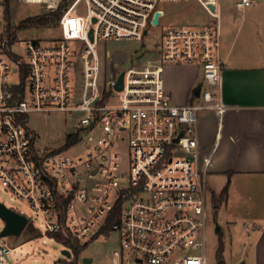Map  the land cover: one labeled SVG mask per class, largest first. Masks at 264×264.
Wrapping results in <instances>:
<instances>
[{"label":"built area","instance_id":"obj_1","mask_svg":"<svg viewBox=\"0 0 264 264\" xmlns=\"http://www.w3.org/2000/svg\"><path fill=\"white\" fill-rule=\"evenodd\" d=\"M160 1L171 0H72L58 37L23 40L18 51L9 1L0 0V181L32 213L9 207L27 222L8 236L62 244V257L51 264H93L85 251L101 240L115 243L112 264H207L209 200L198 120L200 110L226 108L218 0H198L213 24L163 29L131 67L111 77L101 51L104 41H143L160 27ZM59 4L47 2L52 10ZM173 64L202 69L201 102L174 103L164 83V69ZM52 112L73 123L62 148L45 145L28 125L30 113ZM8 236L0 237V264H11Z\"/></svg>","mask_w":264,"mask_h":264},{"label":"rangeland","instance_id":"obj_2","mask_svg":"<svg viewBox=\"0 0 264 264\" xmlns=\"http://www.w3.org/2000/svg\"><path fill=\"white\" fill-rule=\"evenodd\" d=\"M236 1L218 0L221 22L225 21L227 15L230 14V12L227 13V9L232 10L234 16H242V12L236 8ZM47 2L48 0H10V18L7 19L10 22L11 30L16 32L17 39L21 41L17 47L18 51L22 49L23 40L34 38L49 41L59 36V25L54 21L18 28L20 21L26 18H38L45 15L52 17L51 14L60 11L64 4V0H60L59 7L52 10L48 7ZM252 2L247 10L252 11V18L256 17L258 23L264 27V0H252ZM158 7L164 11L165 17L161 21V26L151 30L143 41L135 39L107 40L100 44L101 51L105 54V70L109 77L119 70L131 67L132 59L136 55L141 56L145 50L150 49L157 42L158 35L163 29L170 26L201 27L213 24L216 20L198 0L160 1ZM84 11L85 7L82 9V12ZM246 15L245 13L244 17ZM199 79L203 81L201 68ZM206 112L210 111L200 110L199 116ZM28 125L40 137L41 142L50 148H62L67 134L73 128L71 119L59 112L30 113ZM75 151L79 152L80 149L77 148ZM81 154L83 155V153ZM223 183L224 181L215 188V197L217 198H214V202L217 201L218 206L216 217L213 215L214 205L211 204V196L209 195L208 198L207 264H253L254 224L252 213H257L264 222V200H256L255 196L253 197L254 193L245 189L239 190L238 185H234L230 195H227L228 197L225 196L221 199L220 192L225 185ZM247 183L246 181L245 185ZM0 201L8 207L23 210L28 216H32L27 201L15 196L1 181ZM256 201L259 204H256ZM4 226L5 222L0 217V232ZM6 241L11 245V252L8 255L11 264H51L62 257V244L48 239L46 243H43L42 239L28 237L26 233H22L20 236H8ZM220 241L224 245L223 252L217 251ZM114 246L115 243L112 240H101L88 246L85 255L93 257V264H112L110 252Z\"/></svg>","mask_w":264,"mask_h":264},{"label":"crops","instance_id":"obj_3","mask_svg":"<svg viewBox=\"0 0 264 264\" xmlns=\"http://www.w3.org/2000/svg\"><path fill=\"white\" fill-rule=\"evenodd\" d=\"M250 6L236 5L241 17L227 9L230 14L221 22L220 54L225 62L222 99L226 108L221 113L208 110L198 120L199 161L215 217V188L223 181L225 185L229 182L227 195L238 185L239 190L254 193L256 200H264V27L252 18V11L247 10ZM199 70V66L188 64L165 67V88L174 103L202 101L195 95L196 87L203 82ZM252 219V263L264 264V222L257 213H252Z\"/></svg>","mask_w":264,"mask_h":264},{"label":"water","instance_id":"obj_4","mask_svg":"<svg viewBox=\"0 0 264 264\" xmlns=\"http://www.w3.org/2000/svg\"><path fill=\"white\" fill-rule=\"evenodd\" d=\"M210 8L214 10V5H210ZM159 16H160V12L157 11L155 13V16L153 19V22L155 24H158ZM146 33L147 32L145 31V34ZM90 37L91 38L93 37V31L92 30L90 32ZM123 76H124V73L122 72L120 74L119 81L116 84L117 89L123 88ZM201 88H202V83L198 84V86L195 89V95L196 96L200 95ZM0 217L5 222V226L0 233V237L8 236V235H19L21 233L22 229L24 228L26 222H27L26 216H24L23 214H20V213L14 211L13 209L7 207L1 201H0ZM86 261L90 262L91 258H86ZM242 264H244V263H242Z\"/></svg>","mask_w":264,"mask_h":264},{"label":"trees","instance_id":"obj_5","mask_svg":"<svg viewBox=\"0 0 264 264\" xmlns=\"http://www.w3.org/2000/svg\"><path fill=\"white\" fill-rule=\"evenodd\" d=\"M8 1L10 3V0H8ZM71 1L72 0H64V4H62V8L60 9V11L51 14V16L53 15L52 17H50L48 15H45V16L38 17V18L34 17V18H26V19L21 20L20 23H19L18 28L21 29V28L28 27L29 25H38V24L47 23L49 21H54V22L58 23L64 8L66 6H68V4ZM9 3H8V6H7V10H6V17L8 19L10 18ZM71 142H73V141H71ZM228 188H229V182L225 185V187L223 188V190L220 193L221 199H223L225 196H227ZM31 232L36 233V231H34L32 229H31ZM223 247H224V245H223L222 241H220L217 251L218 252H223V249H224Z\"/></svg>","mask_w":264,"mask_h":264}]
</instances>
